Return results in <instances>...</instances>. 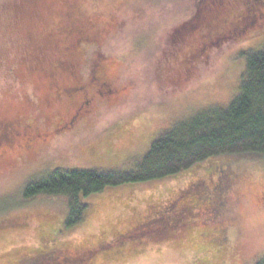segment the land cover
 <instances>
[{
  "label": "rangeland",
  "instance_id": "374dc122",
  "mask_svg": "<svg viewBox=\"0 0 264 264\" xmlns=\"http://www.w3.org/2000/svg\"><path fill=\"white\" fill-rule=\"evenodd\" d=\"M20 1L0 0V107L8 102L5 92L21 94L19 103L28 102V119L34 120L40 137L28 149L13 148L17 152L4 156L6 161L0 158V220L27 214L22 218L25 225L0 231V264L36 259L42 247L40 230L48 218L40 214L43 209H63L58 200L23 203L20 192L26 183L55 168L133 165L149 142L176 120L204 107L226 105L241 78L238 53L264 39L261 34L250 36L245 28L210 46L195 62H185L180 59L185 42L179 47L176 33H192L181 30L197 23L191 17L202 0H77L79 11L74 13L81 20L96 16L100 22H114L87 46L85 56L83 48L78 51L77 70L91 73L105 62L116 75L115 85L122 88L115 98L86 100L84 110L75 115L65 106L43 103L40 84L26 78L23 50L9 43L15 36V4ZM60 19L64 22L67 15ZM60 19L44 27L57 28ZM53 120H61L57 129ZM231 166L237 168L230 194L218 210L199 214L194 206L192 216L172 217L169 225L162 221V212L157 214L162 206L180 210L195 197L189 191L199 176L217 177ZM193 168L176 178L91 198L83 221L54 227L61 232L51 247L60 244L67 249L40 252L42 264H80L83 254L98 259L96 264H256L264 254V160L220 156ZM62 214L53 216L55 222L64 219Z\"/></svg>",
  "mask_w": 264,
  "mask_h": 264
},
{
  "label": "trees",
  "instance_id": "16d2710c",
  "mask_svg": "<svg viewBox=\"0 0 264 264\" xmlns=\"http://www.w3.org/2000/svg\"><path fill=\"white\" fill-rule=\"evenodd\" d=\"M69 1L21 0L15 4V36L9 38V43L23 50L21 62L27 67L26 78H32L40 84L43 103L65 106L69 114L78 115L84 110L81 105L86 100L96 96L115 98L122 87L115 85L116 75L105 62L101 63L100 69L99 66L93 69L98 72L97 75L77 70L78 51L83 48L85 56L87 46L90 47L97 38L109 31L114 22H100L96 16L95 20L91 17L88 18L90 21L81 20L74 13L79 11L75 3L77 0L67 4ZM200 3L191 17L197 23L181 30H190L192 33H176L180 39L179 47L183 42L186 46L180 54L182 61L192 59L195 62L199 55L203 57L210 46L245 28H248L250 36L264 35V0H202ZM64 5L67 7L63 12ZM65 15L67 19L63 22L60 18ZM59 19L62 23L57 28L44 27L47 22ZM238 54L243 68L232 99L226 105L204 107L176 120L149 142L133 165L116 164L109 169L55 168L22 187L20 197L23 203L58 200L63 208L62 211L43 209V214H40L48 218L40 230L42 247L36 259L42 262L43 254L40 252L46 249V254L50 250L54 253L55 250L67 249L60 244L51 247L50 244L58 239L56 236L61 232V229L54 227L61 225L69 228L83 221L93 204L91 198L97 195L107 197L117 188L131 190L135 185L176 178L213 157L246 156L264 160V39L255 47L245 48ZM4 97V101L8 102L5 107H0V158L3 159L17 152L13 148L28 149L29 144L35 143L40 137L38 129L34 128V120L28 119L31 111L28 102L22 99V104L19 103L21 94L16 96L5 92ZM72 98L74 103L70 102ZM60 107L59 110H62ZM53 122V127L57 129L61 120ZM10 160L8 158V162ZM236 168L231 166L217 177L212 173L199 176L194 195L215 194L220 202L230 194L229 187L233 183L232 175ZM105 192L107 196L103 194ZM220 203H223V199ZM165 206L157 214L172 208L170 204ZM62 212L64 219L55 222L53 216ZM172 213L170 211L169 214ZM26 215L0 220V231L4 227L25 225L22 218ZM47 226L52 229L47 230ZM256 264H264V254Z\"/></svg>",
  "mask_w": 264,
  "mask_h": 264
},
{
  "label": "flooded vegetation",
  "instance_id": "af4514ba",
  "mask_svg": "<svg viewBox=\"0 0 264 264\" xmlns=\"http://www.w3.org/2000/svg\"><path fill=\"white\" fill-rule=\"evenodd\" d=\"M195 185H196V182L192 185V187L194 189L190 187L189 194L194 195L195 189H196ZM194 196H195L194 198L191 197L190 199H188L190 202L186 203L185 205H182V208L180 210L179 209H175V208H171V209H168L167 212H162L161 213L162 221L164 223H166L167 225H169V220L172 221V219H171L172 217H175L173 220H175V219L176 220H181V219H183V216H185V215L192 216V209H193L194 206L198 207L199 214H203V211L208 210V209L210 211H213L214 208H216L218 210L221 207V206L217 207V205L221 202V200L223 198L219 202L218 196H216L215 194H214V196H213V194L212 195L209 194L207 196H203L202 194H195ZM170 211H172L173 213L169 214ZM100 246L103 247L102 245H100ZM98 250L99 249H97L95 251V253ZM116 251L117 252H121V250H116ZM97 260L98 259H94L93 260L92 257H86V255L83 254L82 256L79 257V260L77 261V263L80 262V264H91L93 262L94 264H96ZM29 264H42V262H40V260H38V259H34L33 261H30ZM59 264H62V263H59Z\"/></svg>",
  "mask_w": 264,
  "mask_h": 264
}]
</instances>
